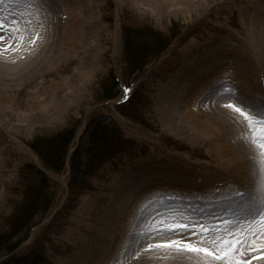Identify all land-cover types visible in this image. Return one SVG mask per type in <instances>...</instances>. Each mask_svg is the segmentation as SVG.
<instances>
[{
  "label": "rangeland",
  "instance_id": "374dc122",
  "mask_svg": "<svg viewBox=\"0 0 264 264\" xmlns=\"http://www.w3.org/2000/svg\"><path fill=\"white\" fill-rule=\"evenodd\" d=\"M67 1H46L45 14L40 15V9L35 13L40 20L37 24L29 23L28 35L19 22L18 14L15 13L17 21L13 11L5 5L0 6V19L4 21L0 26V36L4 40L0 44L5 45L0 48V76H3L0 77L3 93L0 104V233L6 232L8 216L22 200L25 182L21 178V168L24 165L41 168L49 180L51 192L49 206L34 214L28 229H19L6 243L0 242V264H63L72 250L71 245L66 246V243L80 237L76 225H86L92 208L96 209L94 226L99 237L96 242L95 236L89 234L81 246V252L87 251L86 261L95 256L99 252L95 254L99 241L105 239L112 204L117 199L109 185L114 184L115 188L121 186L117 187L121 190L128 189V183L117 184L114 181L119 176L122 178L121 173L128 168L138 165L137 168L142 169L145 167L142 165L148 162L147 167H151V171L167 175H170L168 172H176L191 180L190 184L184 180L175 183V200L169 197L167 204L173 212L183 215L185 211L188 216L190 214L188 219L191 222L201 221L200 224L205 226L208 214L186 201L205 200L211 196L238 197L234 189L236 183L222 178L226 174V167L221 159L228 152L224 144H232L236 138H240L248 151L247 156L253 157L251 160L260 170L253 146L243 139V133L247 131L245 123L238 114L225 107L226 100L214 102L215 98H208L210 92L201 94L203 89H199L204 85L206 88L214 83L231 84L237 81L242 83L234 88L240 99H254L258 93L256 86H260V80L264 82V64L260 59V51L264 49V0H172L161 8H153L147 1H139L143 6L135 8L133 2L125 0H98L96 11L99 26L94 33L82 31L77 56H73L72 49H67L64 44L60 50L56 49L61 55L50 58L47 56L55 49L54 40L61 25L66 16H71L72 9L67 7ZM50 19L51 22L48 21ZM16 28L19 32L15 31ZM37 33L39 39H36ZM127 34L147 45L152 44L158 35H161V41L168 36V43L159 46L138 68L131 67L124 53ZM22 35V42H17ZM33 40L35 43H32ZM88 40L93 41L90 48L87 46ZM219 45L227 47L223 51L224 57L203 69V63H208L218 52ZM24 55L28 57L18 61ZM239 55H246L250 66L245 65L242 59L239 62ZM60 57L63 64L58 63ZM193 58L198 60L190 66L189 75L187 63ZM40 59L44 66L41 68L44 71L49 68L45 76L42 69L35 68ZM63 66L64 71L60 72ZM75 67L83 71L79 77L85 79L68 91L70 82L75 78L70 72ZM175 71L181 72L175 74ZM73 72L76 74L79 71ZM56 83H63L65 90L59 93L58 104L61 107L47 119H33L32 112L39 110L43 103H48L44 88L50 90ZM126 88L130 91L126 92ZM178 102H196L197 105H193L198 113L194 114L196 117L192 116V122L196 123L200 135L177 126L188 112V105L181 106ZM2 110H5L4 114ZM215 113H220L224 118ZM175 114L178 115L176 118ZM209 121L213 125L215 121L221 123L222 131L230 135L229 140L222 137L216 140L204 138V135H210ZM71 125L75 126L74 136L65 153V164L60 171H53L44 166L28 143L36 136L50 137ZM10 128L13 134L7 132ZM259 172H254L255 177L250 179L253 185L258 186L261 197L264 194L261 187L264 173ZM240 176L237 193H243L240 187L248 180L246 176ZM151 179L146 182L149 186L145 187L150 190H142L143 195L146 193L144 196L148 198L152 193L165 201L171 193L164 195L160 192L168 183L159 178ZM209 179L213 181H207ZM142 181L143 177L137 178L130 186L137 187ZM155 183L162 187H155ZM173 202L188 209L175 206ZM195 209L202 216L190 211ZM104 215L108 218L102 221ZM200 218L203 220H198ZM236 226L224 225V228L235 234L237 228H232ZM240 228L249 231L246 224ZM187 234L188 231L181 232L179 237L187 240L195 238ZM249 237L255 243L251 239L247 241ZM175 238L176 235L172 237ZM245 239L241 260L252 262L256 260L253 257L264 253V236H261L259 229ZM163 240H170V237ZM248 248L255 251H247ZM133 255H136L138 264H203L194 253L177 252L170 248L131 250L127 257L129 262ZM261 258L253 264H264Z\"/></svg>",
  "mask_w": 264,
  "mask_h": 264
},
{
  "label": "bare ground",
  "instance_id": "6f19581e",
  "mask_svg": "<svg viewBox=\"0 0 264 264\" xmlns=\"http://www.w3.org/2000/svg\"><path fill=\"white\" fill-rule=\"evenodd\" d=\"M48 0H37V3L35 6L29 7V4L27 0H2L0 3V6L5 5L7 9H10L13 11V16L15 17V13L18 14V19L19 22L22 26L26 28L27 35L30 33L29 29V23L30 22H37L40 20V17L38 15H35V13L38 12V10H41L40 15H44L46 12L45 8V2ZM50 1H59V0H50ZM98 0H68L67 1V7L72 9V12L70 13L71 16L68 18L66 16V20L63 25L60 27V31L57 34L55 38V45L53 46L55 49L51 51V53H48L45 55V57H50L53 58L55 56L61 55L59 51L56 49H61V47L66 44L67 49L71 48L72 49V54L73 56H77L80 42L82 40V31L85 32H90L94 33L96 31V28L99 26V20L97 17V11H96V4ZM127 2H133V6L135 8H140L143 5L139 3V1H147L153 8H161L164 3H171L172 0H125ZM176 1V0H175ZM0 9H2L0 7ZM39 18V19H38ZM15 19H17L15 17ZM17 19V21H18ZM51 22V19L48 20ZM21 26V27H22ZM261 33V32H260ZM262 36V34H260ZM259 35V36H260ZM24 38V35H22ZM90 39V38H88ZM93 41L88 40L87 46L88 48L92 47ZM227 48L225 46L219 45L217 47L218 52H216L211 59L208 60V63H203V69L211 67L214 63L219 61L220 58L224 57L223 51L224 49ZM31 54V53H30ZM90 55V54H89ZM72 56V57H73ZM28 56L24 55L21 56L18 61L26 58ZM30 57V56H29ZM261 57V58H260ZM260 59L261 62L264 64V49L260 51ZM35 59L36 57L33 56ZM48 58V60H51ZM239 62L242 61L244 62L245 65H249L248 63V57L246 55H239L238 57ZM43 59V58H42ZM40 59L36 65L35 68L36 70L42 69L41 66H43V60ZM190 59V57H188ZM66 60V59H65ZM197 58H193L189 63H187V69L188 74L190 75L189 69L192 63L197 62ZM17 61V62H18ZM58 63L63 64L62 58L58 60ZM189 65V66H188ZM44 67V66H43ZM23 69V68H21ZM185 68H181V70H184ZM73 70L79 71L76 74L73 72ZM49 68L47 67L46 70L44 71L42 69V74L45 76L48 74ZM60 72L64 71V66L59 69ZM70 74H74V80L70 82V85L68 86L67 90L69 91L71 88H73V85H79L82 83L85 79V77H79L80 74L83 72L79 67H75L74 69L71 70ZM181 71H175V74H180ZM31 73V72H29ZM67 73V72H66ZM0 77H3L2 75ZM189 78V77H188ZM63 79V78H62ZM61 79V80H62ZM185 79V78H184ZM195 79V77H194ZM186 80V79H185ZM225 80V79H224ZM82 81V82H81ZM217 82L216 80H214ZM79 84H78V83ZM63 83H56L53 85L52 89H47L44 88V96L49 98L48 103H43V106L39 110H35L32 113L34 114L32 118L38 117L40 118H48L51 116L52 112H55V110L59 109L61 104H58L60 99L59 93L62 91L64 92V87H62ZM228 85V86H227ZM241 86L242 83H237V81H234V83L228 84V83H214L210 87L201 86L203 89L201 91V94L205 91L210 92V90H219L221 88H224L223 86L227 87H232L233 89L237 86ZM260 86H256V92H258L254 100H262L264 99V82L260 80ZM205 88V89H204ZM198 91V92H199ZM77 92H79L77 90ZM76 92V93H77ZM227 95V93H225ZM2 91L0 87V104L2 100ZM208 96V95H206ZM180 103V102H178ZM181 104V103H180ZM197 105L196 102L189 103L187 102H182L181 106H187L188 108L186 111L187 116L184 117L183 119L180 120L177 124V126H181V128H186L190 129V132H194L195 134H199L198 128L195 122H192V116L196 117L198 113V110L194 107V105ZM259 106V105H258ZM191 109V110H190ZM5 110H2V114H4ZM217 114V113H215ZM218 116H223L218 113ZM178 116V115H177ZM175 114V118L177 117ZM224 118V117H223ZM217 120V119H216ZM183 121V122H182ZM205 126H207V122L205 121ZM2 125V130L3 129V124ZM221 123L218 121H215L214 125L212 124V121H209L208 129H209V136H203L204 138L210 137L212 140L216 139H221V137L224 140H229V134L227 131H222ZM9 133H14L12 128L8 129ZM200 135V134H199ZM226 149L228 150L227 155L225 157H222L221 163L224 167H226L225 176H222L225 180H230L235 182L236 184L234 185V189L236 191L239 190V184L237 181L239 180L238 176L241 177L240 175L246 176L248 179L245 185H242L243 193L242 195L237 194L238 197H219V196H211L205 200L202 199H194L186 201V203L190 204L193 207H199L201 206L202 208H198L200 210H203V212L209 215H214V216H207L210 217L211 219H217L218 221L210 225H213L214 227H218L220 229H224V223L225 221L231 222L228 224L229 226H234L237 225L235 228H240L243 226V224L247 225V220L251 212L254 210H257L260 208V203H259V198H260V191L258 186L253 185L250 177H255L254 172H257L258 174L260 173L258 165L253 162L251 159L253 157L247 156V149L241 144V139L236 138L235 142L232 144L226 143L224 144ZM249 150V149H248ZM147 163H144L146 165L142 169H138L137 166L128 168L126 172H123L121 176H119V179L115 178V182L118 184L121 182H126L129 184V188L131 189H125L121 190L117 187L115 188L114 184L109 185V189L114 193V196L116 199V202L112 204L113 209L111 212L110 217L108 218L106 215L102 217V221L105 218H108V224H107V230L104 233V238L99 241L98 243V250H96L95 254L97 251H99L95 256L93 255L90 259L86 261L85 255L87 253L81 252V246L82 244L85 243L87 240V237L92 235V237L95 236V240L97 242V238L99 237V232L95 230V214H96V209L92 208L89 218L87 219L86 225L78 224L76 225V228L79 232L80 237L78 239H72L71 243H66V246L71 245L72 250H71V255L69 258H67L65 261H63V264H138L136 261V255L131 256L132 259H130V262L127 260V257H129V254L132 251L137 252L138 248L143 250L145 248L149 249L147 245L149 243H155L157 241L163 240V238L172 237L174 234L171 235H153L151 233L146 232L144 229L146 225H148L151 220L158 219L160 217H167L169 214H166V212H173V209L169 207L167 204L169 201V197H172L175 200V192H177V187L174 186L175 183H181L183 182H188V184L191 183V180L185 178L184 175H181L180 173L177 174L176 172H168L170 175H167L165 173H156L154 171H151V167H147ZM251 168H250V167ZM256 166V167H255ZM1 165H0V172H1ZM253 169V173H251V170ZM222 173V172H221ZM208 175H211L208 173ZM164 176V179L162 178ZM143 177V181L138 184L137 187L130 186V184L137 178ZM155 178H159L162 182H166L164 187L162 188L163 191L160 193L166 195L167 192H170L171 195H168L166 197V200L164 201V198L156 197V195L149 193V197L145 198L146 193H142L146 190V186H149L148 183H146L148 180H151ZM184 178V179H183ZM190 178V177H188ZM156 180V179H155ZM213 179H209L207 181H210ZM236 180V181H235ZM158 183H155V187L161 188L162 186H157ZM257 192V193H256ZM174 193V194H173ZM252 193V194H250ZM110 196V195H109ZM2 194L0 192V204L2 203L1 201ZM254 201L251 203L249 200ZM256 201V202H255ZM175 206L181 207L183 209H188L182 207L181 204L178 202H173ZM239 203H242L239 205ZM95 205V203H93ZM185 207L189 205H184ZM198 209L195 210H190L191 212L198 213V216H202V213H199ZM214 211V212H211ZM248 214V215H247ZM181 217H183L185 220H190L187 215V212H183V215L181 214ZM258 219V217H257ZM127 220V221H126ZM198 220H203V219H198ZM126 221V222H125ZM127 223V224H126ZM242 224L238 226V224ZM124 224H126L124 226ZM200 224V223H198ZM259 230V227L257 225H254L252 232L254 233L255 231ZM98 232V234H97ZM122 233V234H121ZM189 235V234H187ZM253 235V234H252ZM110 236V237H106ZM93 239V238H92ZM195 239V238H194ZM253 240V238H248ZM146 240V242H145ZM142 242L143 244H146L144 247H141L139 243ZM155 248V247H154ZM154 248H151L149 250H154ZM134 253V252H133ZM262 256L259 255L257 256L256 260L258 258H261ZM264 258H261L262 260ZM256 260H253L250 262V264H253ZM259 260V261H260ZM150 264H169L167 262H150ZM174 264V263H173ZM176 264V263H175Z\"/></svg>",
  "mask_w": 264,
  "mask_h": 264
},
{
  "label": "snow or ice",
  "instance_id": "6c2138e0",
  "mask_svg": "<svg viewBox=\"0 0 264 264\" xmlns=\"http://www.w3.org/2000/svg\"><path fill=\"white\" fill-rule=\"evenodd\" d=\"M27 2L29 7H32L36 5L37 0H27ZM3 23L4 21L0 19V26ZM15 31L19 32V29L16 28ZM39 38L37 33L36 39ZM3 40L4 37L0 36V41ZM22 40V36L17 38V42H22ZM32 43H35V40ZM3 47L5 45L0 44V48ZM125 91L128 92L130 89L126 88ZM208 98H215L214 102H219L220 99L226 100L225 107L233 110L245 123L247 131L243 133V139L253 146V150L257 154L255 159L260 165V171L264 173V99L254 100L249 98L241 100L232 87L210 90ZM261 187L264 190V184ZM237 194L242 195L239 192ZM259 203L260 208L251 212L248 217L247 227L249 231L245 232L243 229L237 228L235 234L227 227L220 229L213 225L205 226L204 224L192 223L190 220L182 218L180 213L170 212L167 217L151 220L144 230L153 235L171 233L176 235V238L149 243L147 247L149 249L154 247L170 248L175 249L177 252L194 253L203 261V264H250V261H242L241 257L245 251V237L254 234L252 232L254 225H258L261 236H264V194L261 195ZM223 223L228 225L231 222L225 221ZM185 231H188V234L195 237V239H181L179 233ZM253 243H255V240H253ZM247 251L252 252L255 249L248 248ZM260 255L264 256V253ZM255 258L257 257H253V259Z\"/></svg>",
  "mask_w": 264,
  "mask_h": 264
},
{
  "label": "trees",
  "instance_id": "16d2710c",
  "mask_svg": "<svg viewBox=\"0 0 264 264\" xmlns=\"http://www.w3.org/2000/svg\"><path fill=\"white\" fill-rule=\"evenodd\" d=\"M160 36L158 35L156 39H153L152 44L147 45L142 40L131 38L127 34V42L124 47L125 57L131 67L138 68L159 46L163 47L168 43L166 39L168 36H164L163 41L159 38ZM73 132V126L66 127L50 137L38 138L36 136L29 143L47 167L59 170L64 164L65 152L67 151V146L73 136ZM113 144H115L114 141ZM26 172L27 175L25 174ZM22 176L27 181L23 198L21 203L9 215L7 219L8 229L6 232L0 233V237H3L7 233L11 234L8 237L0 239V242L6 243L5 241L9 237H13L19 229L22 230L25 227L28 229L34 212L37 209L45 208L49 204L51 197V192L49 191L50 184L44 173L32 165H26Z\"/></svg>",
  "mask_w": 264,
  "mask_h": 264
}]
</instances>
